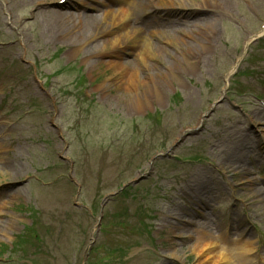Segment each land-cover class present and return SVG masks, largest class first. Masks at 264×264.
<instances>
[{
	"label": "rangeland",
	"instance_id": "rangeland-1",
	"mask_svg": "<svg viewBox=\"0 0 264 264\" xmlns=\"http://www.w3.org/2000/svg\"><path fill=\"white\" fill-rule=\"evenodd\" d=\"M98 2L117 6L0 0V264H82L91 233L85 264H201L202 234L252 242L264 264V0H216L203 14L158 1L150 18L138 9L135 23L160 33L159 58L147 59L158 93L132 41L97 48L100 35L58 17L96 15ZM116 60L148 83L123 89V71L107 67ZM137 179L95 231L104 197Z\"/></svg>",
	"mask_w": 264,
	"mask_h": 264
},
{
	"label": "bare ground",
	"instance_id": "bare-ground-1",
	"mask_svg": "<svg viewBox=\"0 0 264 264\" xmlns=\"http://www.w3.org/2000/svg\"><path fill=\"white\" fill-rule=\"evenodd\" d=\"M110 1H114L117 4L114 9L108 7L107 4H104L103 2L96 3L98 6H90L89 8L95 12H98L96 15L82 16V14L77 13L75 16L70 13H64L63 15L59 14L60 16L58 17H60L62 21H66L68 25L71 26V29L81 28L83 25H85L88 26V36L92 35L93 37H96L100 35L101 40L95 45L97 48L101 46L105 47L106 44H110L112 52L120 53L126 51L124 41H132L134 47L132 54H134L135 58L144 65L146 72H148L147 75L150 81L149 83L151 84V89L155 91V93H158V86L154 82L153 76L149 71H147L149 68L147 65V59L149 56H153L157 59L159 58V53L162 49L154 48L152 41L155 36H157V34L159 35L160 33L156 32L158 30L154 31L155 29L147 30L145 29V26L135 22L138 18L136 13L138 9L142 11L149 9L148 12L150 14L145 16L150 18L151 16L156 15V12L159 10L157 2L165 0ZM215 1L216 0H180V5L178 6L182 12H200L203 14L204 12H207V10L213 9L215 7V4L213 3ZM202 14L199 16H207ZM207 17L213 16L209 15ZM98 18H100L101 21L106 25V27L102 29L101 32L98 31V23L95 22L93 25H88L87 23L88 21ZM211 21L212 20H208L206 22V26H209ZM195 22L188 25L194 24V26H200ZM171 26L173 25H169L168 27ZM176 28L174 29L175 31ZM177 32H183V29L178 28ZM183 60L193 61L187 60L185 57H183ZM132 64L133 62L130 61L119 60L107 62V67H112L114 70L123 71L121 73V85L122 87L124 86L123 89H126V91L135 90L137 84L146 85L148 83L139 74V69ZM232 69L226 74V80H228L232 74ZM172 75L176 77L174 74ZM143 101L148 102V97L146 95H134L133 103L135 106H140ZM1 206L2 205H0V213ZM236 243L238 245L233 248L231 245H234L235 243L228 241L224 235L219 237H209L205 234H202L196 239V247H194L193 250H198V255L201 258L199 263L201 264H253V260L256 259L253 243L247 242L244 244H239V241H236Z\"/></svg>",
	"mask_w": 264,
	"mask_h": 264
},
{
	"label": "water",
	"instance_id": "water-1",
	"mask_svg": "<svg viewBox=\"0 0 264 264\" xmlns=\"http://www.w3.org/2000/svg\"><path fill=\"white\" fill-rule=\"evenodd\" d=\"M211 112H208L207 114H205L204 115V118H207L208 117V115L210 114ZM180 141L181 140H178V142L177 143H180ZM140 181V179H137V180H134V181H132V182H129V183H127V184H125V185H123L121 188H120V191L121 190H123L125 187H127L128 185H136L138 182ZM74 182V181H73ZM76 184V183H75ZM77 185V184H76ZM77 193H76V197H75V199L78 197V195H79V192H80V187L77 185ZM117 194V192L116 193H113V194H107L105 197H104V202L102 203V205H101V210H100V214H99V217L96 219V224H95V229L94 230H97L98 229V227H99V224H100V220H101V217H102V209H103V206H104V204H105V202L107 201V199H110L111 197H113V196H115ZM106 200V201H105ZM90 240H91V243L89 244V246L85 249V251H84V256H83V262H82V264H85V262H86V259H87V254H88V250H89V248L93 245V242H94V240L92 239V234H91V236H90Z\"/></svg>",
	"mask_w": 264,
	"mask_h": 264
},
{
	"label": "trees",
	"instance_id": "trees-1",
	"mask_svg": "<svg viewBox=\"0 0 264 264\" xmlns=\"http://www.w3.org/2000/svg\"><path fill=\"white\" fill-rule=\"evenodd\" d=\"M136 213H138V211L136 212ZM131 220V219H130ZM129 220V221H130ZM121 225H123V228L124 229H127L128 228V218H126L125 220H124V222H122V223H120ZM138 226H140V228H141V230H146L147 228H146V226H145V222H144V220H142V219H139L138 220Z\"/></svg>",
	"mask_w": 264,
	"mask_h": 264
}]
</instances>
